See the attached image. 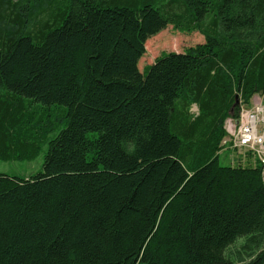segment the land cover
<instances>
[{"label": "trees", "instance_id": "trees-1", "mask_svg": "<svg viewBox=\"0 0 264 264\" xmlns=\"http://www.w3.org/2000/svg\"><path fill=\"white\" fill-rule=\"evenodd\" d=\"M167 25L204 42L140 71ZM1 90L0 160L65 126L0 172V264H264L263 164L218 162L264 96V0H0Z\"/></svg>", "mask_w": 264, "mask_h": 264}, {"label": "rangeland", "instance_id": "rangeland-1", "mask_svg": "<svg viewBox=\"0 0 264 264\" xmlns=\"http://www.w3.org/2000/svg\"><path fill=\"white\" fill-rule=\"evenodd\" d=\"M204 42L203 35L198 31H193L190 33L181 32L180 30H176L172 25H167L163 30H161L158 34L153 35L147 39V47L145 45V52L140 57L138 61V68L142 71L143 68L153 63V61L160 56L162 53L167 52H182L186 48L190 46H194L199 43ZM7 94L4 90L0 91V101L5 100ZM263 97L260 95H255L251 99V105H257L260 101H262ZM36 104L29 105L25 103V106L36 107ZM37 108V113L40 114L41 110ZM196 105L192 104L190 107V112L196 114ZM245 110V108H241L240 111ZM62 106L53 107L50 116V121L53 122L55 118L60 120L59 122H55L53 130L49 133L45 134L44 142L40 146L39 152L36 154L34 158L29 160H16L11 159L7 161L0 160V172L6 173L9 175L26 177L32 174H37L42 171V165L44 160V153L46 150V142L53 138L58 131H60L65 126V121L61 118ZM61 115V116H57ZM43 115V114H42ZM47 121H45L46 123ZM226 129L228 131H236L237 124H235L234 120L229 119L226 122ZM230 138V137H229ZM228 138V139H229ZM238 156L235 150L231 147L223 148L218 153V162L221 166H231L236 164L234 162V157ZM242 239H238L233 245L228 249V253L238 249L242 244Z\"/></svg>", "mask_w": 264, "mask_h": 264}, {"label": "built area", "instance_id": "built-area-1", "mask_svg": "<svg viewBox=\"0 0 264 264\" xmlns=\"http://www.w3.org/2000/svg\"><path fill=\"white\" fill-rule=\"evenodd\" d=\"M233 147L251 152L263 164L264 182V100L240 112L236 131H229ZM225 142V141H223Z\"/></svg>", "mask_w": 264, "mask_h": 264}, {"label": "water", "instance_id": "water-1", "mask_svg": "<svg viewBox=\"0 0 264 264\" xmlns=\"http://www.w3.org/2000/svg\"><path fill=\"white\" fill-rule=\"evenodd\" d=\"M237 102H238V100L235 103H237Z\"/></svg>", "mask_w": 264, "mask_h": 264}, {"label": "bare ground", "instance_id": "bare-ground-1", "mask_svg": "<svg viewBox=\"0 0 264 264\" xmlns=\"http://www.w3.org/2000/svg\"><path fill=\"white\" fill-rule=\"evenodd\" d=\"M195 105V104H194Z\"/></svg>", "mask_w": 264, "mask_h": 264}]
</instances>
